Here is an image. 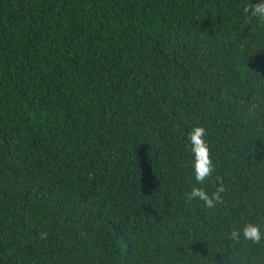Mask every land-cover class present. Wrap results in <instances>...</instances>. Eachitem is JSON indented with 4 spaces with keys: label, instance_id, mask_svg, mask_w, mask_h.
Instances as JSON below:
<instances>
[{
    "label": "trees",
    "instance_id": "16d2710c",
    "mask_svg": "<svg viewBox=\"0 0 264 264\" xmlns=\"http://www.w3.org/2000/svg\"><path fill=\"white\" fill-rule=\"evenodd\" d=\"M248 2L0 0V264H264V239L242 234L264 232V23ZM221 183L214 208L187 199Z\"/></svg>",
    "mask_w": 264,
    "mask_h": 264
},
{
    "label": "clouds",
    "instance_id": "9594fccd",
    "mask_svg": "<svg viewBox=\"0 0 264 264\" xmlns=\"http://www.w3.org/2000/svg\"><path fill=\"white\" fill-rule=\"evenodd\" d=\"M244 12L251 16L257 17L260 22L264 23V0H250L243 8ZM207 131L202 126H195L188 133L189 150L194 156V177L197 184H203L208 180L215 171L213 161L210 155V149L205 140ZM219 181V177H216ZM225 191L223 184H218L215 191L209 193L202 187L194 186L187 194L189 201L199 200L203 201L204 205L208 208H214L217 204L222 202V193ZM242 234L245 239L251 240L254 243H259L261 239H264V232L261 231V227L255 223H247L243 229ZM241 235L240 230H234L232 236L238 239ZM40 240H47L48 232L40 230L37 233Z\"/></svg>",
    "mask_w": 264,
    "mask_h": 264
}]
</instances>
